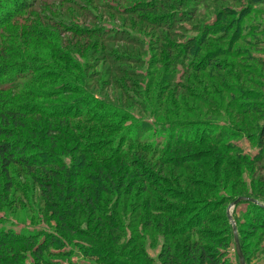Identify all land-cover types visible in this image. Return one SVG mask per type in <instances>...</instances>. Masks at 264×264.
<instances>
[{"label":"rangeland","instance_id":"rangeland-1","mask_svg":"<svg viewBox=\"0 0 264 264\" xmlns=\"http://www.w3.org/2000/svg\"><path fill=\"white\" fill-rule=\"evenodd\" d=\"M55 1L60 3L53 6L54 10L44 11L38 7L36 11L41 12L42 17L59 14L56 15V23L61 21V26L55 29L57 33L53 35L57 38L51 37V41H46L31 36L28 41L37 44L32 45V53H38L34 48L40 46L45 54H53L55 46H70V42L82 38L78 34L85 40L93 36L89 32L119 40H108L105 53H111V56L117 54L113 66L122 72L120 75L126 80L119 81L120 75L114 73L117 81H103L100 89L94 90L95 98L106 106L94 107L93 110L96 109L100 117L125 111L127 116L133 118V122L126 121L124 126L132 128L136 136L145 128L142 123L149 122L153 127L151 132L159 134L160 126L168 127L172 132L178 130L177 122L181 120L185 123L182 127L186 131L184 136H194L195 140L203 136L208 139L220 137L218 145L209 142L198 144V141L194 145L185 143L181 151L191 154L192 158L180 162L181 167L175 169L174 175L169 174V177L174 176L184 185L169 182L165 188L169 190L175 186L177 191L186 193L187 198L192 200L191 209L173 222L172 228L194 215L193 209L196 206H202L203 212L199 218L205 219L203 222L200 219V224H195L194 228L210 236L202 239L200 244H207V250L215 252L214 246L219 244L218 238L223 236L225 241L221 239V242L224 245L219 249L223 259L230 264H241L231 220L227 218L229 225L225 227L220 211L211 210L214 207L206 204L219 200V195H235L233 200L245 196L255 197L250 195H253L254 189L259 188L263 195L255 198L264 201V137L260 135L264 127V105L259 100L260 94L264 93V0ZM58 7L61 12L57 13ZM33 13L26 11L23 18ZM35 19L38 18L32 16L10 27V33L14 29L22 30L24 24L29 33L35 26ZM73 27H77L80 33L75 29L72 32ZM171 50L178 53L173 60L166 57ZM82 60L94 62L86 69L88 74L91 73V78L98 81L99 60ZM105 122L107 134L117 135L120 127L111 132L115 124L109 120ZM105 136L108 138L110 135ZM224 146L231 147L228 149L235 156L247 154L250 160L244 162L236 157H226L224 151L227 148ZM198 152L206 155L194 161V155ZM65 163L70 165L69 157ZM200 163L199 167L211 169L219 176L231 169L236 171L237 176L231 175V172L226 175L229 177L227 187L211 177V174L205 173V168L201 175L193 173L199 169ZM15 182L16 187L22 189L17 195L22 204L17 206L0 202V228L11 229L18 233V237H23L28 231H42L44 234L36 237L31 244L42 250L47 248L43 250V255L48 259V264H150L146 259L155 264H164V257L160 255L167 242L172 245L171 252H174L169 259L171 264H189L188 261L176 263L184 260L186 255L174 242V239L183 241L188 232L180 234L177 231L174 237H169L161 231L158 233L151 232L149 228L144 229L137 206L140 208V204L146 202L145 199L137 202H133L132 198L122 200L118 213L111 220L112 224L118 223L120 229L114 231L110 240L90 241L84 239V232L95 238L99 231L95 230V225L90 226L83 221L80 226L83 234L68 235L59 227L57 218L51 217L47 207L44 209L47 212H43L37 203L31 202L33 195L34 199L40 198L46 202V190L34 182H25L20 176L15 177ZM197 190L201 194L197 195ZM27 193L31 194L30 200ZM165 200L176 206H187L189 202L186 199ZM233 200L226 205V214ZM203 202L204 206L201 205ZM249 204L241 201L231 212L242 242V251L243 245L246 247V256L243 251L245 264H264V218L258 217L254 213L256 208L249 207ZM160 205L150 204L151 210L162 209L165 213L170 211ZM248 209L253 212L250 214H256V219L248 214L249 211L247 213ZM52 238H58L62 243L48 244ZM198 238V232H194L192 239ZM17 241L18 249L22 250V258L14 264H43L36 259L31 249H26L29 246L21 244L23 240ZM5 264L13 263L9 260Z\"/></svg>","mask_w":264,"mask_h":264},{"label":"trees","instance_id":"trees-1","mask_svg":"<svg viewBox=\"0 0 264 264\" xmlns=\"http://www.w3.org/2000/svg\"><path fill=\"white\" fill-rule=\"evenodd\" d=\"M59 3L60 1L53 0H0V193H6L0 195V202L4 201L7 205L14 203L17 206L22 204L17 196L22 189L16 187L15 177H23L25 182H34L46 190V202L40 198L34 199V195L31 202L37 203L40 211L49 210L51 217L57 218L61 230L68 235L83 234L80 226L86 221L90 226L95 225V230L99 231L95 238L87 236L84 232V239L100 241L110 240L114 231L120 229L118 223L112 224L111 220L118 213L122 200L132 198L133 202H137L145 199L146 202L140 204L141 209L137 206L144 229L149 228L151 232L158 233L161 231L169 237H174L177 231L180 234L188 232L183 241L174 239L179 245L178 248L186 255L184 260H178L176 263L188 261L189 264H230L223 259L219 251L224 245L221 242L225 241L223 236L218 238L219 244L213 249L215 252L208 251L207 244H200L202 239L210 236L194 228L195 224H200V221L203 222L205 219L199 218L203 212L202 206L193 209L195 216H190L186 222L172 228L173 222L191 209L192 200L187 198L186 193L177 191L175 186H171L172 189L169 190L165 188L169 182L184 185L174 176L169 177V174L174 175L175 169L181 165L180 162L192 158L191 154L181 151L185 143L194 145L198 141V144L209 142L218 145L220 137L208 139L203 136L195 140L194 136H184L186 131L182 130V127L185 123L181 120L177 122L178 130L172 132L168 127L160 126L159 134L151 132L153 127L149 122L142 123L145 128L136 136L132 128L124 126L126 121L133 122V118L127 116L125 111L120 110L113 116L108 113V117H100V113L96 109L93 110L94 107L106 106L95 98L94 90H99L103 81L112 83L117 81L114 73L116 76L122 74L113 66L117 54L111 56V53H105V45L110 39L113 42L119 40L89 32L93 36L83 40V36L78 34V37L82 38L73 40L68 47L63 44L55 46L53 54H45V50L40 46L34 48L38 53H32L33 46L37 44L28 41L31 36H38L39 39L47 41L51 37H56L53 36L57 33L55 29L61 26L59 23L61 21L56 23L59 14L53 13L42 17L41 12H37L36 9L39 7L44 11H52L53 6ZM26 11L34 13L23 18ZM58 12H61L60 7L57 8ZM32 16L38 18L34 20L33 30L27 33L24 24L22 30L14 29L10 33V27L23 23ZM74 29L80 33L77 27H73L72 32ZM55 41L54 39L53 42ZM177 55L176 51L171 50L166 57L173 60ZM83 57L85 61L86 58L99 60L98 81L91 78V73L88 74L86 69L94 62L92 60L83 62ZM121 79L126 80L123 75H120L119 81ZM259 100L264 105L263 92ZM106 120L115 124L111 127V132L120 127L117 135L107 134ZM117 123L119 125H116ZM105 134L110 136L107 138ZM260 135L264 137V127ZM226 148L224 151L226 157H236L244 162L250 160L247 154L235 156V153H230L231 147ZM205 155L196 153L194 161L197 158L203 159ZM68 157L70 165L65 163ZM200 165L201 163L198 165L199 169L193 173L202 174L201 171L205 167H199ZM204 171L227 187L229 177L226 175L229 172L231 175L236 173L231 169L219 176L211 169L205 168ZM197 192V195L201 194L200 190ZM243 192L246 190L243 189ZM252 194L250 196L258 198L263 195L260 188L254 189ZM27 197L30 200L31 194L27 193ZM234 197L235 195L229 194L219 195L220 201L206 204L208 207L210 205L214 207L211 210L220 211L225 227L229 225L226 205ZM168 198L178 201L186 199L189 202L187 206H176L165 200ZM258 200L264 204V201ZM152 203H160L162 205L159 207L170 211L166 213L162 209L153 211L150 207ZM203 204L204 202L201 203ZM249 207L256 208L254 213L264 218V206L250 202ZM247 213L253 215V219L257 218L256 214H250L253 213L252 210L248 209ZM194 232H198L200 240L192 239ZM43 234L39 230L28 231L24 235L28 237L25 238L18 237V233L11 229L0 228V263L5 264L10 260L14 264L22 258V250L18 249L17 240H23L21 244L29 246L26 249H31L37 260L48 264V259L43 255V250L47 248L42 250L31 244L36 237ZM141 234L143 235V231ZM66 240L69 242V239ZM59 243L62 242L58 238H52L48 244ZM171 246L167 242L165 250L160 255L161 258L164 257V264H171L169 259L174 253L171 252ZM243 251L246 256L244 245ZM146 260L150 264H155Z\"/></svg>","mask_w":264,"mask_h":264},{"label":"water","instance_id":"water-1","mask_svg":"<svg viewBox=\"0 0 264 264\" xmlns=\"http://www.w3.org/2000/svg\"><path fill=\"white\" fill-rule=\"evenodd\" d=\"M241 201H247V202H253V203H256V204H259V205H262L264 206L263 203H261L258 199L256 198H252V197H238L237 199H235L232 203H230L229 207H228V210H227V215H228V218L231 220L232 224H233V228H234V231H235V242H236V246H237V252H238V256L240 258V262L241 264H245V257L243 255V251H242V248H241V243H240V239H239V234H238V231L236 229V226H235V221H234V218H233V215H232V212H231V209L236 206L237 204H239Z\"/></svg>","mask_w":264,"mask_h":264}]
</instances>
